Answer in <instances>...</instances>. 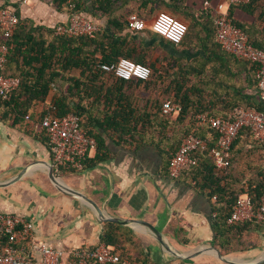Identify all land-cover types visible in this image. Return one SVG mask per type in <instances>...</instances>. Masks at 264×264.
<instances>
[{"label":"trees","instance_id":"1","mask_svg":"<svg viewBox=\"0 0 264 264\" xmlns=\"http://www.w3.org/2000/svg\"><path fill=\"white\" fill-rule=\"evenodd\" d=\"M53 4L69 15L87 14L101 21L102 27L93 37L56 35L53 27L36 26L18 15L19 24L8 40L4 73L19 77L21 82L7 99L0 96V107L4 108L0 118L28 120L42 128L40 123L46 115L77 114L87 133L97 141L86 168L111 158L106 138L98 130L101 128L118 146L131 150L146 145L158 147L165 157L168 175L170 159L184 136L196 134L207 141V150L197 165L185 172L194 176L196 187L208 188L207 196L216 212L212 218L213 245L224 254L264 247V226L256 218L234 225L227 222L242 195H249L256 209L263 202L264 142L254 139L251 129L243 127L230 149V165L218 168L211 153L219 133L196 118L201 112L226 118L237 107L264 111L258 90V65L223 49L216 39L208 7L196 9L185 0H54ZM157 9L170 10L189 23L180 44L152 30L129 28V15L136 13L147 20ZM236 9L248 20L233 14L235 23L254 46L264 50V0L231 6L233 13ZM123 57L149 66V79L125 80L101 68ZM189 57L192 59L188 61ZM52 88L56 89L52 102L39 119H34L35 103L45 102ZM216 99L223 102L221 109L214 103ZM167 100L180 103L182 111L164 114L162 107ZM42 132L48 144L43 128ZM239 164L242 170L251 172L248 176L242 174L245 181L236 175L235 171H242L238 170ZM66 171L62 169L61 173ZM101 241L131 264H155L130 227L108 221Z\"/></svg>","mask_w":264,"mask_h":264},{"label":"crops","instance_id":"2","mask_svg":"<svg viewBox=\"0 0 264 264\" xmlns=\"http://www.w3.org/2000/svg\"><path fill=\"white\" fill-rule=\"evenodd\" d=\"M221 1L185 0V3L196 9L208 7L214 17ZM2 6L16 8L22 19L36 26L53 27L69 17L68 12L46 0H31L27 5H20L18 0H0ZM159 11L173 14L167 9H157L151 22L144 20L151 24ZM233 14L237 19L248 20L241 10L234 13L231 10ZM165 47L171 48L168 44ZM55 93L56 89L52 88L45 102L35 103L34 119L40 118L39 114L52 102ZM214 103L219 109L223 107L220 99ZM3 109L0 107V112ZM98 130L106 138L111 158L81 172L56 174L52 152L40 125L0 118V213L20 215L33 223L35 237L64 250L100 246L107 218L126 219L129 223L121 225L134 230L155 264H184L181 259H190L192 264H225L212 243V218L216 212L207 196L208 188L196 187L194 176L188 172L177 179L171 178L158 147L146 145L131 150L118 146L110 134ZM94 154L95 151L91 156ZM235 172L243 181L246 178L242 174H251L245 169ZM148 224L161 232L170 251ZM221 254L238 263L264 258L261 248ZM172 256L179 259L170 263ZM61 264L71 263L65 256Z\"/></svg>","mask_w":264,"mask_h":264},{"label":"built area","instance_id":"3","mask_svg":"<svg viewBox=\"0 0 264 264\" xmlns=\"http://www.w3.org/2000/svg\"><path fill=\"white\" fill-rule=\"evenodd\" d=\"M31 0H18L20 5H27ZM53 3L54 0H46ZM250 0H223L215 8V36L218 43L228 53L234 54L258 65L257 79L259 97L264 101V50L254 46L249 35L239 27L232 18L231 6L245 4ZM206 6L209 3L205 4ZM19 24L16 8L0 7V96L7 99L20 85V78L6 75L4 69L8 61V40L15 33ZM129 28L136 31L150 29L175 45L180 44L188 31V24L167 11H159L152 23L132 13L128 17ZM102 27L99 20L87 14L73 13L67 21L53 28L56 35H89L94 36ZM105 71L114 72L119 78L130 80H147L151 75L149 66L121 58L112 64H102ZM182 105L167 100L162 107L164 114L179 113ZM30 119L29 115H26ZM200 124L209 125L219 133L217 146L212 149V157L218 168L230 165L229 152L243 127L251 129L254 139L264 142V111L253 107H237L226 118L212 116L209 113H197ZM41 126L48 137V146L52 152V166L56 174L62 169L70 172L85 170L86 161L96 151L97 141L90 136L81 124V118L74 113L65 115H46ZM207 141L196 135L184 136L178 150L171 157L169 176L179 178L183 172L197 165L201 154L207 150ZM256 218L264 226V198L257 209L249 195L238 198L227 222L234 225ZM33 223L15 213H0V264H61L66 256L71 264H131L122 260L112 247L102 244L97 247H77L64 250L39 240L33 234ZM6 237L7 244L2 245Z\"/></svg>","mask_w":264,"mask_h":264},{"label":"water","instance_id":"4","mask_svg":"<svg viewBox=\"0 0 264 264\" xmlns=\"http://www.w3.org/2000/svg\"><path fill=\"white\" fill-rule=\"evenodd\" d=\"M51 176H54V173L53 171H51ZM108 221H112V222H117V223H120V224H128L129 221L126 220V219H121V218H115V217H109L107 218ZM149 228L155 233V235L157 236V239L164 245V247L167 249V250H171L170 246L168 245V243L164 240L161 232L154 226L152 225H149ZM217 253H218V256L223 260L225 261L226 263H229V264H258L260 262H263L264 261V258L263 259H260V260H257V261H253V262H246V263H238V262H235L227 257H224L220 251L217 250ZM179 257H185L184 255L182 254H178L176 253Z\"/></svg>","mask_w":264,"mask_h":264},{"label":"rangeland","instance_id":"5","mask_svg":"<svg viewBox=\"0 0 264 264\" xmlns=\"http://www.w3.org/2000/svg\"><path fill=\"white\" fill-rule=\"evenodd\" d=\"M147 20L150 21L151 18H150V19H147ZM149 21H148V22H149ZM150 22H151V21H150ZM150 22H149V23H150ZM149 23H148V25H150ZM147 30H150V29L148 28ZM245 159H246V158H245ZM250 159H251V158H250ZM252 161H253V160H252ZM246 164H247V163H245V165H246ZM238 184H239V183H238ZM261 249H262V251H263V250H264V247H262ZM176 259H179V258H178V257H174V256H172V258H171V260H170L169 262H170V263H173ZM231 260H233V259H231ZM181 261H183L184 264H185V263H187V264H192L190 259H181ZM233 261L240 262V261H237L236 259H234ZM246 262H248V261H246ZM263 262H264V261H263ZM241 263H245V262H241ZM260 263H261V262H260ZM193 264H194V263H193ZM225 264H227V263L225 262ZM258 264H259V263H258Z\"/></svg>","mask_w":264,"mask_h":264}]
</instances>
